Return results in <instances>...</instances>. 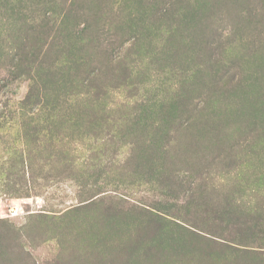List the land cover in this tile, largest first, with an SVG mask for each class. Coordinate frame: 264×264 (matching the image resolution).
Masks as SVG:
<instances>
[{"label":"rangeland","instance_id":"1","mask_svg":"<svg viewBox=\"0 0 264 264\" xmlns=\"http://www.w3.org/2000/svg\"><path fill=\"white\" fill-rule=\"evenodd\" d=\"M39 1L49 0H0V264H264L262 233L255 234L256 242L253 243L239 242L243 239L234 232L236 229L230 236V231L214 236L207 234L208 238L231 241L245 245L233 244L234 247L247 249L246 252L226 251L222 254L213 244L202 246L187 236L179 239L180 230L173 224L177 221L187 223L183 211L192 191L187 189L193 184L204 187L206 194L202 199L204 204L209 200L210 208H223L227 212L250 211L253 218L257 213L261 217L264 214V0H80L86 2V7H91V16L86 19L88 24L96 25L101 19L107 40L102 38L103 48L109 54L113 49L120 52L124 48L122 54L127 56L123 67L101 68L96 78L101 77L107 90L103 98L105 111L100 109L103 103L92 104L89 100V105H95L92 109L83 102L87 96L65 97L64 93V97L54 100L57 106L48 123L40 121L37 128L34 125L21 128L23 119L19 116V103L29 95L35 80L31 82L26 77L10 75V58L15 53L11 47L16 48L12 38L15 32L10 26L11 21L4 18L7 14L1 3L29 9ZM130 36H135L134 44ZM167 37L169 42L165 44ZM127 65L133 74L127 81L131 86L125 84L126 87L120 89L118 85L124 83L121 72ZM97 66L94 63L87 69ZM84 70L80 69V72ZM197 70V76L191 80L195 83L188 85L187 76ZM34 75L42 78L39 74ZM184 78L188 82L183 88ZM178 91L181 97L178 110L169 112L167 104L179 100ZM131 92L132 98L128 97ZM136 100L143 105L139 103L138 106ZM133 111L142 116L134 127L144 128L143 133L148 136H154L158 131L156 128L202 130L209 128L205 124L211 122L210 118L218 117L221 120L219 127L227 134L219 138L212 135L210 138L213 139H210L205 133L207 140L202 148L208 147L205 153L213 156L212 143L215 144L218 138L220 148L229 153L227 158L230 159L224 158L226 171L213 169L201 177L196 175L198 171L191 175L194 168L190 163L196 160L189 156L187 162L186 159L177 160L176 169L182 171L178 179L149 177L147 167H141L135 179H128L124 169H108L106 175L103 169L89 167L85 170L92 177H86V183H83L80 181L85 174L79 171V165L84 156H89L88 149L95 146V140L75 133L71 144L67 143L68 138L62 143L64 148L74 151L58 169L63 176L49 174L45 168L48 180L32 181L34 187L27 191L13 186L6 177L10 174V147H18L17 155L21 154L19 160H22L24 149L35 152V148L50 147L49 137L43 136L48 128L61 138L60 133L66 131L65 128L70 129L69 132H78L72 128H91V123L93 128L123 129V135L127 136L126 128L134 127L129 123L124 125L122 121ZM49 112L42 111L43 118L49 117ZM181 113L185 115L186 123L179 115ZM189 115L190 122H187ZM25 141L28 146L22 145ZM115 147L117 152L113 159L122 166L129 155V147L122 146L118 138L116 143L109 145L111 153ZM142 150V154L137 152L140 157L148 152ZM110 152L109 157H112ZM232 158L240 159L242 165L230 163ZM39 160L36 168L47 162L42 158ZM158 166V172L161 167L165 172L171 168L170 163L164 161ZM94 175L99 177L97 181ZM76 176L80 181H73ZM81 184L86 186L81 189ZM113 191L127 203L121 204L110 217L97 207L72 216H60L82 205L83 200L102 196L103 192L114 195ZM128 203L138 208L131 209ZM141 208L152 213H156L153 208L164 212L169 223L162 237L149 242L139 254L127 252L121 259L115 255L118 243L122 241L118 250L132 247L135 237L143 232L140 230L143 226ZM215 223L197 220L195 224L209 226ZM119 236L124 241L118 239ZM129 236L133 238L126 241ZM13 248L14 254L10 255ZM96 250L110 257L105 256L102 260L97 257Z\"/></svg>","mask_w":264,"mask_h":264},{"label":"trees","instance_id":"2","mask_svg":"<svg viewBox=\"0 0 264 264\" xmlns=\"http://www.w3.org/2000/svg\"><path fill=\"white\" fill-rule=\"evenodd\" d=\"M85 4L86 2H80V0H49L36 2L29 7V9H25L23 7H14L15 4L13 3L7 6L5 3H1V6H4L7 14L4 18L11 21L10 26L13 27L15 32L12 38L15 40L13 43L16 45V48L11 47V49L15 50V53L10 58V75L16 74L18 77L23 76L31 82L35 80V84L33 83L31 85L29 95L19 103V108H21L19 110V116L23 119L20 124L21 128H28L29 125H34V127L37 128L40 126V124H38L40 121L48 123V119L54 115V112L52 111H54L57 106L54 100L62 97V95L64 97V93L66 95L65 97L77 95L87 96L85 98L86 100L83 102H87V105L92 107V109L95 105H89V100H92V104L101 105L107 90L102 85L101 77L96 80L99 71L101 72L100 69L104 68V70H113L125 65L124 63L127 60V56L125 57V55L122 54L124 48H122L120 52H114L113 49L110 51V54L105 48H103V40H105L104 26L100 22L101 19H99L96 25L88 24L86 19L89 15L91 16L90 13L92 10L90 9L91 7H86ZM131 30V34H133L134 31L132 27ZM168 35L171 34L169 33ZM130 37L134 44L135 36ZM9 39L11 40V38ZM164 41L165 44H167L169 42L168 37L165 38ZM163 49H161L162 52H164ZM94 63L99 65V67L97 66V68L92 67V69H87L89 65ZM80 69L85 70L80 72ZM77 71H79L80 74H77ZM122 71L124 72H121V81L124 83L118 85V88L120 89H122V87L125 88V84L131 86V83H127V81L129 82L133 75L128 65ZM198 72L199 70L193 71L191 75L187 76L186 79L189 80L188 85L193 86L195 80H191L194 79L193 76H197ZM35 73L41 75L42 78L40 79L39 76L34 75ZM65 78L70 79L68 82L63 81ZM186 79L184 78L181 82L183 88L188 82ZM38 83L40 84L38 85ZM66 83L67 85L64 86ZM183 88L180 86L179 90L182 92ZM180 91H178L177 94V97H179L178 101L174 99L168 102L167 105L170 110L169 112L178 110L177 106L181 102V97L179 96ZM235 92H238L237 89ZM132 95L131 92L128 97L132 98ZM135 103H138L139 106L140 101L136 100ZM140 104L143 105V103ZM102 107L103 108L100 109L106 107L105 103L102 104ZM44 110L50 111L49 117L43 118L41 112ZM138 114L140 113L133 111L132 114L125 116L126 119L122 121L123 124L127 125V123H129L130 126L134 127L139 121L140 116ZM179 115L183 116V121L186 123L185 115L183 113ZM209 121H211L209 124H205L206 127L209 126V128H201L202 130H200V128H180V130H163L162 128H156L158 131L155 132L156 134L154 136L144 134V128L135 127L126 128L127 136H125L122 133L123 129L93 128L94 125L91 123V128H72L79 130L78 132L74 130L69 132L67 130L70 129L65 128L66 131L60 133L61 138H59V136L54 133L56 131H50L51 128H48V132H44L43 136L49 137L48 140L51 144L49 145L50 147H40V149L35 148V152H30V148H27V150L24 149L23 152H25V158L23 157L22 160H19L21 154L17 155L18 147H10L12 148L10 152L11 159L9 162L10 174H6V177L9 178L13 186H18L27 191L34 187L32 181L35 182L38 179L43 181L48 180L45 168L49 174L58 177L63 176L64 173L61 171L59 172L58 169L61 168L62 163L67 159L69 154L73 155L74 151L67 150L68 148H64L62 143L64 138H68L67 143L71 144L75 139V133L76 135L81 134L80 137L87 136L88 138V136H91L90 138H94L95 140V142H93L95 146L89 147V156H84L81 166L79 165V171H84L85 177L80 181L76 176L72 178L73 181L76 180L77 182L80 181L86 183L84 182L86 177L88 179L89 177H92L90 172L85 170L89 167H94L98 170L103 169V173L106 175L109 174L108 169L113 168L114 171L124 169L125 173H128V179H135L137 171L141 167H147L149 168V177L160 176L163 179H178V174H181L182 171L176 169L178 164L177 160L182 162L189 156L191 159L193 158L196 160L195 163H190L192 165L191 167L194 168L190 171L191 175L194 174L193 172L198 171L199 173H196V175L201 177L204 174L208 175L213 169L226 171L225 167L227 164L224 160L228 157L229 153H224L220 148L221 144L218 138L227 133H225L224 129L219 127V122H221V120H219L218 117L214 119L210 118ZM122 122L120 123L122 124ZM187 122H190V115L187 117ZM99 125L101 126L102 124L99 123ZM81 129L83 130L81 131ZM41 131L42 130H40V133ZM199 132H201L203 136ZM205 133L209 136L208 138L212 135L218 137L217 142L215 144L212 143L211 148L215 150L213 156H209L205 153L206 149H209L208 147L202 148L207 140V135H204ZM35 135L37 136V134ZM24 136L26 137V134H24ZM116 138L121 140L122 146L129 147V155L124 159L125 161L122 166L119 164L118 160L113 159V155L117 152V147L114 148V152L112 151V153L109 149V145L116 143ZM40 142H42V140H40ZM22 145L28 146V141L23 142ZM32 145L35 146V143L32 142ZM140 150L143 152L147 150L148 152H145L147 154L140 157V154H142L140 153ZM106 151H109L112 154V157H109V152L107 153ZM137 152L140 154H137ZM183 153H185V157H183ZM157 157L160 158L161 161H158L159 159ZM41 158L47 160V162L42 165L39 164L36 168V162L40 161L39 159ZM162 161L169 162L172 169L169 167L167 172H165V168L161 167L160 172H158L160 169L158 165L161 164ZM187 161L188 160L186 159V162ZM230 163L239 167L242 165L240 159L237 160V158H232ZM244 166L247 165L244 164ZM93 177L96 181L99 178L95 175ZM93 185L96 186L97 183ZM85 186L86 184H81V189ZM197 186L198 185L193 184L187 189L188 191H191L190 189H192L190 196L186 200V207L183 211V217H185L187 223L183 221H177L178 223L170 221L173 222L176 227L178 226V230H180L179 239L186 238L187 236L190 241L195 243L200 242L202 246L203 244H213L217 246V248L219 247L218 249L222 254L226 253V251L246 252L247 249H238L237 247H234V245L240 246L241 244L227 240L219 242L214 238H208L209 236H214L216 234L220 235L219 233L227 231H230L228 233L230 236L232 230L236 229L234 232L239 236V239H243L239 242H256L255 234L259 233H262V241H264L263 213L262 217L260 213H257L253 218V216H251L252 212L250 211H245L244 213L240 211L227 212V210H223V208H210L208 205L210 203L209 200L204 204L202 199L206 194L204 187ZM6 187H8V185H6ZM113 192L114 195L103 192L104 194L102 196L83 200L80 202L83 203L82 205L73 207L60 216H68V214L69 216H72L76 213L86 212L90 208L97 207L105 216L110 217L114 215L113 212L116 211L121 204L127 203L118 192ZM173 199L176 200L177 197L174 196ZM128 205L131 209L138 208L129 203ZM205 205L209 209L204 208ZM153 209L156 213L147 210L145 211V209L142 208L140 209L142 210L141 217L143 218V226H140V230L143 232L135 237L133 243L134 246L132 245V247L128 246V248H125L124 250H118L119 246L122 245V241L120 242L121 244L118 243L115 248L116 256L124 259L125 256H127V252H130V254H139L140 250H142L149 242L151 243L154 239L162 237L161 235L165 233L167 223H169L164 218L167 214L155 208ZM247 217L250 219L245 220L244 218ZM197 220L203 222L213 220L217 223L209 226H198L195 224ZM183 224L187 225V227H183ZM119 232L120 231L118 230V233ZM207 234L209 236H207ZM130 237L131 239L133 238L132 236H129L125 240H129ZM216 238L220 237L217 236ZM118 239L123 240L122 236H119ZM246 247L249 246L247 245ZM14 251L15 249L13 248L9 254L13 255ZM96 255L102 260L105 259V256H109L97 250Z\"/></svg>","mask_w":264,"mask_h":264}]
</instances>
